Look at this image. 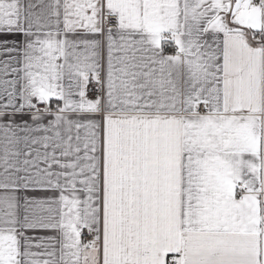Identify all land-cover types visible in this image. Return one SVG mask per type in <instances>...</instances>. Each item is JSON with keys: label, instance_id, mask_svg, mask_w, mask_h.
I'll list each match as a JSON object with an SVG mask.
<instances>
[{"label": "snow or ice", "instance_id": "snow-or-ice-1", "mask_svg": "<svg viewBox=\"0 0 264 264\" xmlns=\"http://www.w3.org/2000/svg\"><path fill=\"white\" fill-rule=\"evenodd\" d=\"M0 264H264V0H0Z\"/></svg>", "mask_w": 264, "mask_h": 264}]
</instances>
